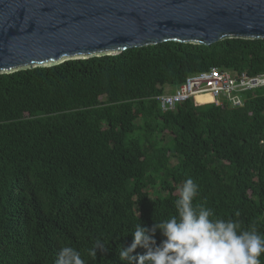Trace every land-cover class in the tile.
Segmentation results:
<instances>
[{
  "label": "trees",
  "instance_id": "16d2710c",
  "mask_svg": "<svg viewBox=\"0 0 264 264\" xmlns=\"http://www.w3.org/2000/svg\"><path fill=\"white\" fill-rule=\"evenodd\" d=\"M211 68L263 74L264 39L164 42L0 74V264H55L63 246L85 264H126L118 249L137 224L177 215L188 178L194 206L264 235V90L242 94L241 108L203 97L163 112L157 101Z\"/></svg>",
  "mask_w": 264,
  "mask_h": 264
},
{
  "label": "water",
  "instance_id": "95a60500",
  "mask_svg": "<svg viewBox=\"0 0 264 264\" xmlns=\"http://www.w3.org/2000/svg\"><path fill=\"white\" fill-rule=\"evenodd\" d=\"M225 39H264V0H0V74Z\"/></svg>",
  "mask_w": 264,
  "mask_h": 264
},
{
  "label": "clouds",
  "instance_id": "9594fccd",
  "mask_svg": "<svg viewBox=\"0 0 264 264\" xmlns=\"http://www.w3.org/2000/svg\"><path fill=\"white\" fill-rule=\"evenodd\" d=\"M198 187L191 178L184 181L175 201V217L155 221L151 228L137 224L132 243L118 249L120 260L126 264H261L264 235L255 226L241 230L238 220L215 218L211 209L194 206ZM235 215L239 217L240 212ZM157 229L164 237L159 244ZM137 248L146 251L134 255ZM98 249L104 250L99 239L89 254L96 257ZM55 264H85V260L75 248L63 246Z\"/></svg>",
  "mask_w": 264,
  "mask_h": 264
},
{
  "label": "built area",
  "instance_id": "2783aa9c",
  "mask_svg": "<svg viewBox=\"0 0 264 264\" xmlns=\"http://www.w3.org/2000/svg\"><path fill=\"white\" fill-rule=\"evenodd\" d=\"M257 90H264V73L249 76L245 72L211 68L189 75L182 84L160 95L157 101L163 112L174 111L178 105L191 100L198 104L196 98L205 95H209L212 102L198 105L227 104L241 108L244 106L242 94Z\"/></svg>",
  "mask_w": 264,
  "mask_h": 264
},
{
  "label": "rangeland",
  "instance_id": "374dc122",
  "mask_svg": "<svg viewBox=\"0 0 264 264\" xmlns=\"http://www.w3.org/2000/svg\"><path fill=\"white\" fill-rule=\"evenodd\" d=\"M171 90V88L170 87H164V92H168V91H170Z\"/></svg>",
  "mask_w": 264,
  "mask_h": 264
},
{
  "label": "bare ground",
  "instance_id": "6f19581e",
  "mask_svg": "<svg viewBox=\"0 0 264 264\" xmlns=\"http://www.w3.org/2000/svg\"><path fill=\"white\" fill-rule=\"evenodd\" d=\"M203 97H209V98H211L209 95H205V96H202V97H201V96H200V97H197L196 100H198V99H200V98H203ZM211 99H212V98H211Z\"/></svg>",
  "mask_w": 264,
  "mask_h": 264
}]
</instances>
